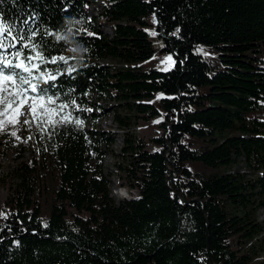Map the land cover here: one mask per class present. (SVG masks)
Listing matches in <instances>:
<instances>
[{"label":"trees","instance_id":"trees-1","mask_svg":"<svg viewBox=\"0 0 264 264\" xmlns=\"http://www.w3.org/2000/svg\"><path fill=\"white\" fill-rule=\"evenodd\" d=\"M97 2L0 0L11 26L0 58L30 55L25 43L64 56L41 65L58 78L40 86L69 104L56 121H72L40 135L19 183L0 180V264H264V0H102L89 16ZM150 16L176 57L169 71L142 69L156 54ZM110 58L125 66L101 64ZM104 100L129 113L115 115L128 161L119 187L137 195L119 203L104 172L115 143L98 129ZM239 159L254 179L229 171Z\"/></svg>","mask_w":264,"mask_h":264},{"label":"rangeland","instance_id":"rangeland-1","mask_svg":"<svg viewBox=\"0 0 264 264\" xmlns=\"http://www.w3.org/2000/svg\"><path fill=\"white\" fill-rule=\"evenodd\" d=\"M102 6V0H98L97 3L92 4L89 8H87L86 13L89 16L94 15V17H96L100 14ZM149 25L150 26L145 27V30L149 33L150 39L154 43L156 54L152 61L141 63L142 69L144 71L153 69L159 71H169L175 66L176 57L173 52L163 50L164 41L157 36L155 19L153 16H150L149 18ZM102 29L109 35L113 34L111 28L107 24L102 23ZM197 52L204 55L207 60L211 61L213 66L217 68L214 69V71L224 69L217 50L211 49L205 45H200ZM169 57H171V61L168 60ZM101 64L118 68L125 66V64L121 61L112 58L101 62ZM94 100L96 101L97 99L94 98ZM100 104L108 111V115L104 116L98 122V129L109 133V135L115 140L111 152L104 160V172L106 175L111 176V196L116 203H119L123 199H132L137 195L135 192L119 187L120 176L118 166L121 165L126 167L128 165V161L126 157L127 155L124 152V148L126 146L124 132L118 127V124L115 121V115L117 112H120L122 117H126L129 116V113L127 111L120 110L116 102L111 100L101 101ZM2 108L3 105H0V109ZM9 111L11 112L12 110L10 109ZM19 112L23 114L12 112L11 117L0 116V121L6 119L15 120L14 123H5L3 128L0 129V180L7 179L13 185L20 182L17 173L19 165L23 161H29L35 153H38L39 155L42 154L43 148L40 143V135L43 134L50 126V124L47 123L46 117L41 118L44 120L43 123H41L39 119H34L31 112L27 108V104H25ZM58 117L60 116L57 113L53 116V119L57 120ZM138 127L140 132L136 125H133L130 130L131 135L134 137H136V135H140V133H144V126L142 124H138ZM89 128L91 129V126ZM13 132H15V136L12 135ZM155 135L154 131L149 134V136ZM229 171L233 174H248L250 178H255L246 166L244 159L237 160V162L231 166ZM5 197L6 192L4 191L1 193L0 203L3 202ZM258 220L264 228V208L259 210ZM261 255L264 257V254Z\"/></svg>","mask_w":264,"mask_h":264},{"label":"snow or ice","instance_id":"snow-or-ice-1","mask_svg":"<svg viewBox=\"0 0 264 264\" xmlns=\"http://www.w3.org/2000/svg\"><path fill=\"white\" fill-rule=\"evenodd\" d=\"M5 34H11V26H6L0 22V36ZM14 39H24V37L21 36ZM63 39H65V37L56 36L57 41ZM11 46L16 47L15 43ZM4 47L3 42L0 41V48ZM23 47L29 48L31 54L26 56L22 51L17 50L12 54V59H8L7 56L0 58V105H3V108L0 109V116L11 117L12 112L23 114L20 113L19 110L27 104V108L31 112L33 118L39 119L41 123L44 122V120L41 119L43 117L47 118V123L50 125L71 123L72 121L69 119L70 114L64 115L60 121L53 119V116L69 107V104L61 103L57 105L58 97L54 98L53 95H49V89L40 86L41 82L48 84L56 81L58 78L53 72L42 71L41 65L48 63L57 64L61 61L67 63V59L64 56L52 57L49 59L36 45L30 46L28 43H25ZM71 51L75 52L76 49L73 48ZM14 60L16 61L15 63L13 62ZM168 60L171 61V57H169ZM33 61H36V63ZM6 69H12V71L6 72ZM67 71L71 74L73 69L69 68ZM34 73H39V75H34ZM72 103H74V101ZM10 109L12 110L11 112L9 111ZM14 122V119L0 121V129L3 128L5 123ZM75 123L77 125L82 124L80 120H76ZM12 135L15 136V132H13ZM46 226L47 225H45V227Z\"/></svg>","mask_w":264,"mask_h":264},{"label":"bare ground","instance_id":"bare-ground-1","mask_svg":"<svg viewBox=\"0 0 264 264\" xmlns=\"http://www.w3.org/2000/svg\"><path fill=\"white\" fill-rule=\"evenodd\" d=\"M136 193V192H135ZM115 194H117V193H115ZM117 196V195H116ZM128 199V198H127Z\"/></svg>","mask_w":264,"mask_h":264}]
</instances>
